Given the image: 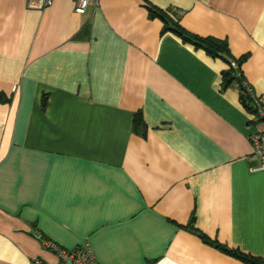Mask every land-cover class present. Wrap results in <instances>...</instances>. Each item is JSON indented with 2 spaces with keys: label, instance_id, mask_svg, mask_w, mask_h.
Wrapping results in <instances>:
<instances>
[{
  "label": "crops",
  "instance_id": "1",
  "mask_svg": "<svg viewBox=\"0 0 264 264\" xmlns=\"http://www.w3.org/2000/svg\"><path fill=\"white\" fill-rule=\"evenodd\" d=\"M232 62L264 100V0H0V264L55 263L42 239L96 264H245L201 235L264 257V125Z\"/></svg>",
  "mask_w": 264,
  "mask_h": 264
},
{
  "label": "built area",
  "instance_id": "2",
  "mask_svg": "<svg viewBox=\"0 0 264 264\" xmlns=\"http://www.w3.org/2000/svg\"><path fill=\"white\" fill-rule=\"evenodd\" d=\"M54 0H29V6L32 8H46L53 4ZM99 0H76V11L80 14L86 12L91 3H98ZM234 85L244 95V103L248 108L252 120H259L264 125V100L257 94L252 85L242 77L241 72L235 68L232 62ZM254 147V152L261 159L260 167L264 168V127L258 129L250 136ZM43 246L46 250L51 251L57 258L53 264H96L93 248L89 242H85L74 248H66L57 242L49 239H42ZM30 264H49L41 257L31 259Z\"/></svg>",
  "mask_w": 264,
  "mask_h": 264
},
{
  "label": "trees",
  "instance_id": "3",
  "mask_svg": "<svg viewBox=\"0 0 264 264\" xmlns=\"http://www.w3.org/2000/svg\"><path fill=\"white\" fill-rule=\"evenodd\" d=\"M151 14H156L163 19L164 31L171 30V31L176 32L184 39V41L191 42L197 47L204 48L213 57H224V56L227 57V55L230 52V49H229V46L226 40L219 39V38L212 37V36L200 37V36L191 34L186 29H184L175 18L169 17L164 12L151 11ZM241 59H243V57ZM235 79L236 78L234 77L233 69L230 68L223 72V82L225 86L234 84ZM241 96L244 101L245 99L244 95L241 94ZM0 101L6 102V101H9V98L7 97L5 93L0 92ZM141 123H142V119L137 114L135 121H134V126L138 127ZM201 236L205 242L215 245L216 248L242 260L245 264H264V257H258V256L246 254L238 249L229 248L217 241H212L207 236H204V235H201Z\"/></svg>",
  "mask_w": 264,
  "mask_h": 264
}]
</instances>
